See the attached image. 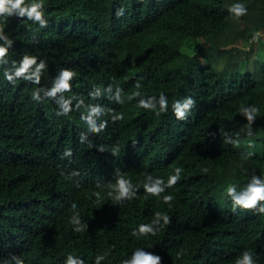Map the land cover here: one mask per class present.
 I'll list each match as a JSON object with an SVG mask.
<instances>
[{
	"label": "trees",
	"instance_id": "1",
	"mask_svg": "<svg viewBox=\"0 0 264 264\" xmlns=\"http://www.w3.org/2000/svg\"><path fill=\"white\" fill-rule=\"evenodd\" d=\"M36 2L44 5L45 28L0 17L13 41L0 66V264H15L11 255L23 264H65L68 256L95 264L97 255L105 256L100 264H122L138 249L160 264H235L245 250L264 264V214L234 210L226 194L229 185L239 191L251 175L264 176V0ZM235 3L247 14L233 16ZM24 55L46 63L39 85L3 76ZM62 68L75 76L64 93L72 111L58 117L55 101L38 103L31 93L51 87ZM109 85L123 89V103L105 92ZM97 88L102 94L91 97ZM161 94L167 112L137 107ZM185 97L195 105L178 120L172 104ZM88 105L104 109L98 123L107 127L99 133L81 119ZM253 105L260 111L249 136L239 110ZM114 114L123 119L114 122ZM176 168L182 171L174 186L146 195L147 176L167 183ZM117 172L138 189L134 199L107 196ZM164 195L173 200L165 203ZM157 212L170 223L156 235H132L141 224L163 225ZM76 213L86 225L80 232L70 223Z\"/></svg>",
	"mask_w": 264,
	"mask_h": 264
},
{
	"label": "clouds",
	"instance_id": "2",
	"mask_svg": "<svg viewBox=\"0 0 264 264\" xmlns=\"http://www.w3.org/2000/svg\"><path fill=\"white\" fill-rule=\"evenodd\" d=\"M44 5L42 2H36L33 0L31 4H26V0H0V17H17L23 20L27 18L28 21L37 23L40 28H45L48 26V21L44 18ZM124 8H119L115 15L117 18H120L124 15ZM228 11L235 16L240 18L247 14V8L242 3L232 4ZM257 39L256 36H253V41ZM0 66L7 65L8 60V49L12 47L13 41L4 33L3 29L0 28ZM47 67L46 63L43 60L37 62V57L24 55L23 58L19 61H13L10 68H5L3 76L10 84H15L17 80H24L31 82L35 85H39L41 80L42 72ZM75 73L67 68H62L57 76L53 79L51 87L49 88H36L31 93V99L38 103H43L45 100L55 101L57 105L56 115L67 116L72 111V100L67 99L64 96V93L70 92L72 85L71 81L73 80ZM137 89L141 87L140 83L137 82L135 85ZM105 92L108 93L110 98L117 103H123L122 93L123 89L116 87L113 92L112 85H109ZM101 90L99 88L94 89L89 95L93 98L99 97L101 95ZM140 93L137 91L129 97V100L139 97ZM195 105V100L191 97H185L182 100H177L172 104V112L175 115L176 119L184 120L187 118L188 113ZM84 106L82 99L77 98L76 108ZM87 109V115H82L81 119L85 121L88 131L93 133H99L107 127V121H100L99 118L104 115V109L99 105H88L85 106ZM137 107L153 111L156 115L165 113L168 111V100L167 97L163 94L156 97H149L147 99H140ZM240 114L246 118L248 121V132L247 134L251 136L252 133V124L254 123L257 115L259 114V108L256 106H246L240 108ZM122 114H114L112 120H122ZM81 143L85 142L87 136L85 133L80 134ZM226 143L233 145H238V141L226 139ZM100 151H103V148H99ZM64 156H71L72 153L70 150H65ZM252 155L251 152L244 155V159H247ZM182 169L176 168L174 174L168 177L167 183L163 179L153 178L152 176H147L146 180L143 182V188L146 195L160 196L165 192L166 188L174 186L180 179V173ZM205 171H207L205 169ZM70 175L75 176L78 173H71ZM112 191L107 192V196L112 200L119 202L124 200L134 199L136 197V192L138 189H134L132 182L128 179H125L123 174L117 172V177L115 183L111 185ZM115 193V195H113ZM227 197L231 200L233 209L240 210H256L260 214H264V176H257L255 174L251 175L250 179L244 187L239 191L235 185H229L226 188ZM97 198V202L100 201L101 195L99 192L94 193ZM173 200L172 195H164L163 201L169 203ZM72 209H76L77 205L74 203L71 205ZM155 222L163 220V225L161 224L159 228H154L152 224H141L138 227V230L133 231L132 235H156L161 227L170 223V219L166 214L161 212L155 213ZM70 223L77 225L74 230L77 232L83 231L86 225L81 223L79 213H76L72 216ZM107 255V254H105ZM11 258L15 261V264H23V260L15 255H11ZM104 255H97L95 264H100L104 260ZM161 258L159 256H154L150 252H145L142 249L136 250L130 259H125L122 261V264H160ZM4 264H10L9 259L4 261ZM65 264H84L82 259H73L72 256H68ZM235 264H255L253 255L250 251L245 250L240 257L236 259Z\"/></svg>",
	"mask_w": 264,
	"mask_h": 264
},
{
	"label": "rangeland",
	"instance_id": "3",
	"mask_svg": "<svg viewBox=\"0 0 264 264\" xmlns=\"http://www.w3.org/2000/svg\"><path fill=\"white\" fill-rule=\"evenodd\" d=\"M256 40H257V39H256ZM256 40H255V41H256ZM249 44H250V43H249ZM249 44H247V47L249 46Z\"/></svg>",
	"mask_w": 264,
	"mask_h": 264
}]
</instances>
